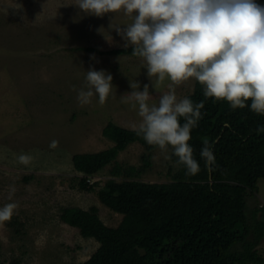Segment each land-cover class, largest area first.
I'll use <instances>...</instances> for the list:
<instances>
[{"label":"rangeland","instance_id":"obj_1","mask_svg":"<svg viewBox=\"0 0 264 264\" xmlns=\"http://www.w3.org/2000/svg\"><path fill=\"white\" fill-rule=\"evenodd\" d=\"M75 3L0 0V207L19 205L11 221L0 224V264H77L95 251L98 243L62 222L60 213L65 207L94 205L104 224L116 227L122 215L97 196L99 187L111 178V165L89 177V184L98 185L86 190L80 187L82 174L73 169L71 157L112 146L102 135L109 121L130 129L139 126L138 105L133 108L121 99L133 90L130 83L138 82L136 90L141 91L149 85L150 106H158L160 97L170 91L168 79L159 83L157 77H148L143 58L107 53L123 48L114 28L132 23L131 17L123 10L98 17L82 12ZM87 47L98 51L80 49ZM89 69L113 77L112 92L103 106L95 94L90 104L78 103L79 90H87ZM194 83L191 78L174 86L177 99L187 97ZM53 140L59 142L56 148L49 147ZM171 152L170 146L167 152L157 147L147 151L133 142L116 160L139 167L142 154H148L150 166L136 179L167 182L178 167L166 158ZM22 153L34 157L30 164L18 161ZM10 186L16 189L11 200ZM260 205L264 206V180L258 181L253 194L247 193L246 214ZM256 250L264 259V238Z\"/></svg>","mask_w":264,"mask_h":264},{"label":"trees","instance_id":"obj_2","mask_svg":"<svg viewBox=\"0 0 264 264\" xmlns=\"http://www.w3.org/2000/svg\"><path fill=\"white\" fill-rule=\"evenodd\" d=\"M256 2L264 5V0ZM107 53L134 56L131 45ZM187 98L194 105L201 101L204 105L188 142L201 169L194 176H187L180 165L167 182L136 179L150 166L149 155L142 154L139 167L125 166L116 160L119 152L133 142L147 151L156 147L133 129L111 121L102 128V135L112 146L72 155L73 169L82 174V189L92 190L98 182L89 184V177L111 165V178L99 187L97 196L103 205L122 215L116 227H109L94 205L62 209V222L98 243L95 251L77 264L264 263L256 250L264 238V206L254 207L249 215L245 212L247 193L253 194L258 181L264 180V132L256 131L264 126V115L251 111L250 101L243 108L232 109L226 100L206 98L197 80ZM179 119L181 124L185 122L183 117ZM204 139L215 156L212 171L200 156ZM170 159L175 163L178 159L173 149Z\"/></svg>","mask_w":264,"mask_h":264},{"label":"clouds","instance_id":"obj_3","mask_svg":"<svg viewBox=\"0 0 264 264\" xmlns=\"http://www.w3.org/2000/svg\"><path fill=\"white\" fill-rule=\"evenodd\" d=\"M75 4L82 12L98 17L123 10L132 18V23L114 28L124 41L123 47L131 45L132 54L143 58L149 78L171 83L158 106L147 103L148 84L142 91L136 90L138 82L130 83L133 90L122 95V102L131 103L133 108L138 105L142 122L138 127L133 125L136 134L162 152L170 146L178 158L176 164L185 168L187 176L201 170L188 142L204 105L202 101L194 105L187 97L178 100L174 86L194 78L203 86L206 98L226 100L232 109L243 108L250 101V110L264 115V5L256 0H76ZM112 79L104 70L89 69L87 90H79L78 103L90 104L95 94L103 106L112 92ZM256 131L264 132V126ZM58 143L53 140L49 147L56 148ZM203 145L200 156L212 171V146L207 139ZM33 159L29 154L18 156L24 165ZM15 190L10 186V200ZM18 208L15 202L0 207V224L10 222Z\"/></svg>","mask_w":264,"mask_h":264},{"label":"water","instance_id":"obj_4","mask_svg":"<svg viewBox=\"0 0 264 264\" xmlns=\"http://www.w3.org/2000/svg\"><path fill=\"white\" fill-rule=\"evenodd\" d=\"M209 179H211V176H210V174H209Z\"/></svg>","mask_w":264,"mask_h":264}]
</instances>
